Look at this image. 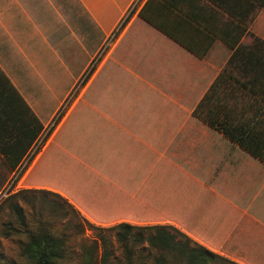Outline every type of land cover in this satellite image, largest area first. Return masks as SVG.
I'll list each match as a JSON object with an SVG mask.
<instances>
[{
    "label": "crops",
    "instance_id": "obj_1",
    "mask_svg": "<svg viewBox=\"0 0 264 264\" xmlns=\"http://www.w3.org/2000/svg\"><path fill=\"white\" fill-rule=\"evenodd\" d=\"M117 28L111 49L100 55ZM256 39L264 42V0H0V183L15 179L50 120L70 96L63 120L33 158L23 180L72 117L70 150H60L69 155L72 164L82 166L80 180L85 184L77 195L90 197V193H96L101 198L87 211L78 204L79 199L78 203L71 201L91 221L95 222L87 212L99 210L108 198L127 193L125 188L134 181L141 182L132 195L134 200L143 197L144 190L154 194L151 188L158 180L171 185L186 179L202 190L209 180L194 175L160 146L182 128L185 117L180 114L194 112L195 109H189L194 94L182 89L174 102L155 85L183 84L192 78L193 83H198V93L204 83L218 79L233 53L252 49ZM113 55L116 66L112 67L111 80L115 91L107 95L115 99L122 94L123 99L132 103L93 109L82 102L83 97ZM95 58L94 63L99 65L93 75L71 96L95 66ZM201 69L213 71L205 78ZM65 75L71 81L66 89L56 93L55 86ZM236 93L234 96L240 98L244 95ZM158 96L172 105L168 112L156 106ZM52 101L56 107L46 120L47 104ZM136 102L144 103L140 107ZM198 113L207 116L205 109ZM146 117L152 119H143ZM214 138L216 156L215 135ZM132 150L141 153L138 164L148 167L141 178L132 173ZM254 163L264 166L249 161L245 172ZM13 165L17 167L14 169ZM211 184L209 181L206 189L217 199L219 208L202 223L206 234L218 244L216 247L197 237L190 226L170 219L159 223L182 229L221 256L244 264H264V252L254 257L257 263L248 258L245 262L238 245L241 226L264 208V186L244 202L238 201L246 203L242 212L235 205L237 200L216 192ZM258 217L261 219V215ZM120 222L133 223L118 219L110 224Z\"/></svg>",
    "mask_w": 264,
    "mask_h": 264
},
{
    "label": "trees",
    "instance_id": "obj_2",
    "mask_svg": "<svg viewBox=\"0 0 264 264\" xmlns=\"http://www.w3.org/2000/svg\"><path fill=\"white\" fill-rule=\"evenodd\" d=\"M256 42L250 50L233 53L226 69L218 79L214 83H204L198 93H195L198 83H193L191 77L188 80L190 82L183 84L155 85L174 102H177V93L182 89H187L194 94L189 109H195L194 112H200L203 109L207 111L205 120L214 129L216 137L214 152L218 156L216 161L218 170L229 171V175L232 173L240 175L249 161L264 163V42L259 39H256ZM114 59L115 55L107 61L83 97L82 102L89 104L93 109H100L105 105L128 106L132 103L123 99L122 94L115 99L107 95L115 91L111 80L112 67L116 66ZM231 81L234 83L229 85ZM231 86H237L241 93H244L243 97L234 96V91L228 94L232 91ZM143 103L135 104L141 107ZM71 118L66 121L59 135L25 180L26 185L40 189L26 191L50 194L60 198L72 208L77 207L71 201L77 202L76 200L79 199L80 203H77L85 210L93 209V205L101 202V198L96 193H90V197L77 195L85 184L83 180H80L82 166L72 164L67 154L70 150ZM60 148L67 153H63ZM151 155L153 157V153ZM132 156L135 159L130 165L132 173L135 177L141 178L148 171V167L143 168L139 165L138 160L141 158L139 151L132 150ZM16 167V165L12 166L14 169ZM140 183L134 181L132 186H125L127 193L108 198L99 210L87 213L100 224H110L118 219L132 221L133 223L116 224L117 238L120 242L125 243L133 237L136 241L146 242L150 247L159 249L163 253L174 254L179 264H213L219 259L223 260L219 253L198 242H195L193 247L192 240L188 238L185 242L177 240L176 236L168 231V226L139 227L136 225L159 223L167 219L174 220L181 226H190L197 237L206 239L211 246L216 247L215 245L218 244L214 242L212 236L206 234L202 223L205 217L211 216L214 210L217 211L219 208L217 199L206 189V186L209 187L208 182H204L205 188L202 187V190L198 188V190L186 179L177 180L171 185L165 180H158L151 188V192L154 190L153 196L149 191L144 190L143 197L138 196L137 200H134L132 195L138 190ZM122 184L127 185L128 182H122ZM59 191L66 195H62ZM199 191L203 193L198 195ZM235 205L245 212L246 203L237 201ZM212 219L213 217L208 220ZM138 229H148L152 233L145 237L142 233H135ZM65 253V241L55 236L47 227H38L31 231L23 248V255L27 256L31 264H61ZM165 261V255H163L157 263L165 264Z\"/></svg>",
    "mask_w": 264,
    "mask_h": 264
},
{
    "label": "rangeland",
    "instance_id": "obj_3",
    "mask_svg": "<svg viewBox=\"0 0 264 264\" xmlns=\"http://www.w3.org/2000/svg\"><path fill=\"white\" fill-rule=\"evenodd\" d=\"M95 61L96 58L92 65ZM98 63L90 71L88 70L79 89L91 78ZM212 71L213 69L200 70L205 78ZM70 81L71 79L65 75L60 83L56 84V93L66 89ZM233 91L241 93L238 87H233L229 92ZM155 104L162 112H168L172 107L162 96L155 98ZM55 107L56 102L47 104L46 120ZM181 115L185 117L184 124L177 134L173 137L169 136L168 142L161 143L163 152L182 163L194 175L209 180L216 192H220L228 199L244 202L246 198L256 195V192L264 186V166L251 164L247 172L243 169L240 175L232 173L233 176H230L229 171H221L218 174L216 156L213 153L214 129L198 112ZM48 128L50 129V126ZM26 173L23 172L18 179H13L14 186L13 181L6 180L0 183V264H31L27 256L23 255V248L28 241L29 233L38 227L49 228L55 236L65 241L66 253L61 264H158L157 260L163 255L166 259L165 264H179L174 254L163 253L159 249L150 247L146 242L136 241L133 237L125 243L120 242L117 238L116 224L102 225L93 222L79 209L70 207L60 198L33 191L40 188L25 184L23 177H26ZM27 189L33 190L26 191ZM257 212L259 213L251 215L239 230L238 245L245 262L248 259L256 262L254 257L264 252V208H260ZM258 215H261V219ZM136 225L168 226V231L175 235L177 240L185 242L188 238L192 240L193 247L197 242L172 224ZM135 233H142L147 237L152 231L138 229ZM222 257L223 260L219 259L213 264H244L243 261Z\"/></svg>",
    "mask_w": 264,
    "mask_h": 264
},
{
    "label": "built area",
    "instance_id": "obj_4",
    "mask_svg": "<svg viewBox=\"0 0 264 264\" xmlns=\"http://www.w3.org/2000/svg\"><path fill=\"white\" fill-rule=\"evenodd\" d=\"M117 35H118V28L117 30L108 38L107 42L105 43L100 55L107 53L112 45L114 44V42L117 39ZM93 67H91L92 69ZM90 69V70H91ZM89 70V71H90ZM84 81L81 80V82L78 83V85L74 88L73 93L71 94V96H74L75 93L78 91L80 85L82 84V82ZM69 102H70V96L69 98L62 104V106L60 107V109L56 112V114L53 116V118L50 120V125L48 124V126H50V129L47 126V130L44 134V136L40 139V141L35 145V147L33 148V150L31 151L30 156L28 157V159L26 160V162L24 163V165L20 168L19 173L17 175H15V179H18L21 175V173L26 172L28 170V166L32 163L33 158L38 154V152L43 149V147L45 146V144L48 142L49 138L51 137V135L53 134L54 130L57 128V126L60 124V122L63 120L66 111L69 107ZM31 162V163H30ZM15 181L12 182V185L14 186ZM12 187V186H11ZM10 189V188H9Z\"/></svg>",
    "mask_w": 264,
    "mask_h": 264
}]
</instances>
